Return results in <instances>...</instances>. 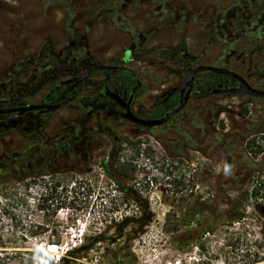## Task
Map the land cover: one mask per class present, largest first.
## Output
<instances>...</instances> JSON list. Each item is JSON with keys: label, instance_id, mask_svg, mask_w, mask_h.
Listing matches in <instances>:
<instances>
[{"label": "rangeland", "instance_id": "obj_1", "mask_svg": "<svg viewBox=\"0 0 264 264\" xmlns=\"http://www.w3.org/2000/svg\"><path fill=\"white\" fill-rule=\"evenodd\" d=\"M183 51L193 65L232 70L264 89V0H0V107L14 97L39 103L53 85L106 64L133 71L141 81L133 110L154 115L162 91L187 73ZM130 80L99 70L71 91L59 86L68 102L45 116L42 129L0 127V157L18 158L32 172L0 182V208L43 223L25 244L42 255L41 264H56L85 236L108 241L116 227L102 216L124 214L136 220L119 240L125 250L118 264H200V252L243 264L241 248L261 239L264 222V97L206 95L226 81L201 72L177 114L145 127L104 108V89L123 93ZM6 120L0 114V123ZM74 158L81 165L73 166ZM111 162L127 165L115 170ZM44 169L51 173L38 175ZM71 174L85 184L67 183ZM46 192L51 207L39 212L37 198ZM10 222L0 216L4 232ZM208 225L213 233H202ZM197 232L196 241L177 245ZM105 246L79 263L111 264Z\"/></svg>", "mask_w": 264, "mask_h": 264}, {"label": "trees", "instance_id": "obj_2", "mask_svg": "<svg viewBox=\"0 0 264 264\" xmlns=\"http://www.w3.org/2000/svg\"><path fill=\"white\" fill-rule=\"evenodd\" d=\"M112 69L113 72L119 75H123V77H131L132 80H130V82L140 81L139 79L134 78V73L129 68L117 66V67H113ZM58 97L59 95L57 94V86L53 85L50 89V94L48 96V99L56 100L58 99ZM10 103L12 106L23 104L22 102L19 101V97L11 98ZM164 106L165 104L161 103L158 105L157 109H159L161 113H163L165 111ZM35 113H36L35 111H27L23 113H16V112L10 113L6 115L7 117L6 121L10 127H19V126L28 127L26 123L28 121H31L36 116ZM14 114L18 115V118L16 120L11 119L12 115ZM45 119L46 117H42L40 119L39 123L36 125L32 133L43 128L45 124ZM32 133L30 132V134L28 135H31ZM115 143L119 145L118 148L120 150L124 149L122 146L123 142L115 141ZM126 143H131V145L134 146L139 144L135 141L131 142L129 140H126L125 144ZM43 150H45V148H43ZM112 152L114 153V150H112ZM18 160L19 159L15 157L12 158L6 156L0 157V182L2 181L4 182L6 179H15V180L23 181L27 179V177H31L32 172L30 170V166L28 165L26 169V166L19 163ZM111 163H112L111 165L115 167V170H118L117 165L122 169L124 166L126 167L127 165L126 162H123V164H118L120 162H116L117 165L116 163L113 162ZM72 165L78 167V165L81 164L77 158H74L72 160ZM104 168L107 173H110L109 166L105 165ZM50 173H51L50 170L44 169L40 171L38 175L46 176L49 175ZM68 178L69 179L67 183L68 182L73 183L74 186L82 187V184H85L84 178H78L74 174L69 175ZM109 178L119 187L121 182L117 177L113 176L110 173ZM44 182L45 184H47L46 181ZM60 183L61 181H56L53 190H56V188L60 186ZM48 195L47 192L39 194L36 204V209L39 212L42 211L44 213H47V209L51 207L50 206L51 204L47 205V201L50 199ZM1 197L6 198L5 194H1ZM63 205H65L64 202H61L58 206H56V208L63 207ZM142 211L146 212L147 209L144 208ZM2 214L7 215L11 222H10V228L7 229L5 232L3 228H0V264H41L42 259L40 256L42 255H40L38 252H35L33 250L26 249L25 244L28 240V236L30 237L37 236L42 233L43 223L33 222L27 218L24 219L21 214H17L16 212L8 210L4 207L0 208V216ZM144 215H146V213H144ZM108 217L109 216L106 215L102 216V219L106 221V225L111 226L110 224L113 223V226L116 227L115 233L109 238L108 241H106L101 235L98 234L85 236L78 243H73V245H71L65 251V253L59 257L58 262L56 264H80L79 263L80 259L87 258L88 252L96 248V246L102 244L103 242L106 243L105 250L102 252L105 259L110 261L111 264L120 263L118 259L120 257H124L123 251L125 250V248L119 245V240L125 234L127 227L131 225L130 223L133 220H136V218L132 215H127V214L120 215L119 217L116 216H110L109 218ZM129 227L131 228L132 226ZM213 231H214L213 227L209 225L207 227L202 228V233L203 232L213 233ZM187 233H189V231ZM185 234H181V236H185ZM260 234H261V239H257L250 244L246 243L245 247L241 248L242 251H245V254H242V257L245 258L243 264H264V222L261 223ZM197 236H198V232L196 236H192L190 238L184 239L183 237H181L177 240V245L180 247L182 245H185V243L188 242L191 243L192 238L194 239V241H196V239H198ZM51 243L59 245L60 242H51ZM237 244L231 243L230 246L231 248H236L238 247L236 246ZM243 245L244 244H242V246ZM198 248L201 249V251L202 249H204V247L200 244L198 245ZM199 255H202V260L200 264H215L217 261H219L220 264H228L227 261L228 255L227 257L225 256L224 258H218L217 256L213 255L210 252H206L205 254H202V252H200ZM124 263L125 262L123 260V264Z\"/></svg>", "mask_w": 264, "mask_h": 264}, {"label": "water", "instance_id": "obj_3", "mask_svg": "<svg viewBox=\"0 0 264 264\" xmlns=\"http://www.w3.org/2000/svg\"><path fill=\"white\" fill-rule=\"evenodd\" d=\"M182 57L185 59H192L193 56L188 52H183ZM113 67L111 65L106 64H99L94 65L88 69H86L82 74L71 77L66 79L62 83H69L72 82L73 85L78 84L85 80L87 77L91 76L93 73H95L98 70H111ZM199 71H212L214 73H224L228 75H232L234 78L239 80V84L237 86H226L223 88H214L212 90H209L206 95L211 94H244L248 96H255V97H264V89H259L251 86L242 76L239 74L223 69L221 67L213 66V65H207V64H199L194 66L186 76L176 85L166 88L162 91V95H172L176 92L184 93V97L181 100V102L174 108H172L170 111L162 115L158 118L153 119H145L142 117H139L135 113H133L130 109V101L125 102L119 93L115 91L106 90L105 94L108 95L115 103L119 104L122 108V111L120 113V116L130 122H133L135 124L143 125L145 127H151L154 125H159L162 123H165L167 120H169L171 117H173L175 114H177L187 103L189 93L191 91L190 87L192 85V81L195 77V74ZM72 87V86H71ZM70 87V88H71ZM66 104V101L60 102V103H51V104H44V103H34V104H26V105H19V106H9V107H0V114H9V113H23L25 111L40 109L44 113H52L55 110L63 107ZM2 127H7V124H1Z\"/></svg>", "mask_w": 264, "mask_h": 264}, {"label": "flooded vegetation", "instance_id": "obj_4", "mask_svg": "<svg viewBox=\"0 0 264 264\" xmlns=\"http://www.w3.org/2000/svg\"><path fill=\"white\" fill-rule=\"evenodd\" d=\"M251 1V0H250ZM253 1V0H252ZM257 1H260V0H257ZM183 52H185V51H183ZM183 52H181V58H183L182 57V53ZM184 60H185V63H186V71H187V73H188V71H190L194 66H196V65H193V62H194V57L192 58V59H185V58H183ZM199 65V64H198ZM208 65V64H207ZM114 67H117V66H114ZM223 68V67H222ZM223 69H226V68H223ZM103 70H107V69H103ZM111 70H113V69H111ZM228 70V69H227ZM99 71V70H98ZM230 71H232V70H230ZM97 72V71H96ZM201 72H211L212 74H215V75H218V76H220V77H222V79L223 80H225L226 81V84H223V83H216V84H214V85H212L209 89H208V91L209 90H212V89H214V88H223V87H226V86H237L238 84H239V80L238 79H236V78H234L232 75H228V74H224V73H214V72H212V71H199V72H197L196 74H195V77H194V79H193V81H192V85L190 86V87H188V88H190L191 89V91H190V93L192 92V90H193V87H194V80H195V78H196V76L198 75V74H200ZM234 72V71H233ZM186 73V74H187ZM186 76V75H185ZM140 82L141 81H137V82H133V81H131L130 83H129V86L127 87V88H124V92L123 93H121V92H119V91H117V90H114V89H112V88H105L104 89V91H103V93H104V95L107 97V105H106V107H104L106 110H108L109 112H112L113 114H119V116H120V113H121V111H122V108H121V106L119 105V104H117V103H115L108 95H106L105 94V91L106 90H110V91H115V92H117V93H119L120 94V96L122 97V99L125 101V102H128V101H130V103H129V105H130V109H131V111L133 112V113H135L136 115H138L139 117H142V118H145V119H153V118H158V117H161L162 115H164L165 113H167L168 111H170L172 108H174V107H176L180 102H181V100L183 99V97H184V93H181V92H176V93H174V94H172V95H162V93H161V96L158 98V100L156 101V103H155V106H154V108H153V110H154V115H150V116H142L141 115V112H136V111H134L133 110V102H134V99H135V97H136V93H137V90L139 89L140 90ZM81 83V82H80ZM62 84H65V85H67V90H69V91H71V90H73L76 86H78V84H75V85H73V83L72 82H69V83H62ZM61 85V83H59V85L57 86V94L59 95V97H58V99H56V100H51V99H48V96H49V94H50V91L45 95V97H44V99L41 101V102H39V103H44V104H51V103H60V102H63V101H66V103L68 102V99L67 98H65V93L62 91V92H60L59 91V86ZM72 86V87H71ZM252 86V85H251ZM71 87V88H70ZM256 88V87H255ZM199 88H197L196 87V90H198ZM260 89V88H259ZM127 90H129V93H128V95H126L125 94V92H127ZM207 91V92H208ZM206 92V93H207ZM190 93H189V95H190ZM68 98H70V97H68ZM188 98H189V96H188ZM161 103H164L165 104V106H164V109H165V111L163 112V113H161V111L159 110V109H157V107H158V105L159 104H161ZM22 105H26V104H22ZM17 106H19V105H17ZM30 111H35L36 113V116L31 120V121H28L26 124H27V126H30V127H35L38 123H39V121H40V119L42 118V117H45V116H49L50 114H48V113H44V112H42L40 109H35V110H30ZM25 112H27V111H25ZM15 113V112H14ZM16 113H18V112H16ZM10 114V113H9ZM5 116L7 115V114H4ZM121 117V116H120ZM18 118V115H12V117H11V119L12 120H16ZM122 118V117H121ZM10 119V120H11ZM124 119V118H123ZM46 120V119H45ZM1 124H7V127H10L9 126V124L7 123V121L5 122V123H0V125ZM139 125V124H138ZM141 126H143V125H141ZM154 126H156V125H154ZM0 127H2V126H0Z\"/></svg>", "mask_w": 264, "mask_h": 264}, {"label": "clouds", "instance_id": "obj_5", "mask_svg": "<svg viewBox=\"0 0 264 264\" xmlns=\"http://www.w3.org/2000/svg\"><path fill=\"white\" fill-rule=\"evenodd\" d=\"M225 171L227 172V168L225 169Z\"/></svg>", "mask_w": 264, "mask_h": 264}]
</instances>
